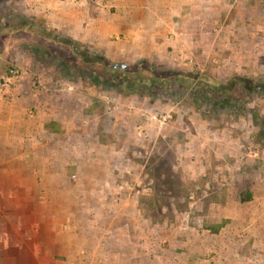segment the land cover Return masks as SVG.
<instances>
[{"label":"rangeland","instance_id":"obj_1","mask_svg":"<svg viewBox=\"0 0 264 264\" xmlns=\"http://www.w3.org/2000/svg\"><path fill=\"white\" fill-rule=\"evenodd\" d=\"M240 9L212 12L204 38L168 46L157 62L123 63L130 69L125 72L113 71L109 66L121 63L106 64L79 42L81 59L64 33H54L24 0H0V83L11 72L18 76L0 97L12 102L17 91V97L28 99L27 114L41 122L37 146H48L52 138L58 146L61 139L42 131L44 121L46 130L59 131L53 116H71L67 152L54 148L34 157L25 153L24 159L78 160V174L69 169L66 189L94 194L98 201L86 206L94 214L110 210L108 224L121 225L114 245L125 246L130 259L166 262L171 230L189 233L214 221L210 198L238 190L240 175L262 185L264 198V0L244 1ZM231 17L240 21L228 24ZM162 116L169 117L165 125ZM105 157L104 176L85 180L81 166ZM42 183L37 179L36 191H43ZM262 209L258 223L264 225V204ZM88 219L83 215L84 222ZM97 220L107 251V217ZM254 251L257 256L242 264H264V252Z\"/></svg>","mask_w":264,"mask_h":264},{"label":"crops","instance_id":"obj_2","mask_svg":"<svg viewBox=\"0 0 264 264\" xmlns=\"http://www.w3.org/2000/svg\"><path fill=\"white\" fill-rule=\"evenodd\" d=\"M244 1L248 0H24V4L30 12L42 14L50 28L90 46L106 60L135 64L144 59L157 62L174 43L204 38L212 12L229 15ZM238 19L231 17L228 24ZM14 95L12 102L0 97V264H94V260L95 264H152L140 261V255L130 259L125 246L116 249L113 237L121 225L108 224L109 209L99 208L94 214L86 207L87 202L98 201L94 194L66 189L69 169L78 174V160L24 159L25 153L34 157L36 152L50 153L54 148L67 152L71 116H53L60 124L57 132L46 130L44 121L42 131L61 139L58 146L52 143L55 138L48 146H37L34 136L36 131L40 133L41 122L27 114L28 99L17 97V91ZM108 162L106 157L88 159L81 166L86 170L85 180L93 182L104 176L102 170ZM51 168L57 172L51 173ZM241 176L238 190L234 187L210 198L214 221L190 228V234L171 230L168 264H242L257 256L254 249L264 252V225L258 223L263 187ZM37 179L43 182L42 192L36 191ZM83 215L88 216L87 222ZM104 216L110 233L107 251L101 248L103 231L97 220ZM130 221L126 222L134 226Z\"/></svg>","mask_w":264,"mask_h":264},{"label":"trees","instance_id":"obj_3","mask_svg":"<svg viewBox=\"0 0 264 264\" xmlns=\"http://www.w3.org/2000/svg\"><path fill=\"white\" fill-rule=\"evenodd\" d=\"M2 1V0H1ZM54 31V33H60V32H58V31H56V30H53ZM59 35H62V34H59ZM63 35H65V34H63ZM66 36V35H65ZM67 37V40H68V42H65V43H67L68 44V46L71 48V50L73 51V53L74 54H76L77 56H79L81 59H84V57H85V55H84V52H82L81 50H79L76 46L77 45H79L80 43L79 42H77V41H74L73 39H71V38H69L68 36H66ZM62 42V41H61ZM104 62L106 63V64H110L109 62H108V60H104ZM110 68H112V70L113 71H117V70H122V71H125V72H129L130 71V69L127 67V66H124V65H122V64H111L110 66H109ZM182 77L183 78H185V79H187L188 78V76L187 75H182ZM241 80H244V79H241ZM248 80V79H247ZM254 85H258V86H260L261 84H254ZM260 89H262V90H264V88L261 86V88ZM257 123V122H256ZM55 124H51V126H54ZM48 128H50V127H48ZM53 128V127H52ZM51 129V128H50ZM52 131L54 130L55 132H57L55 129H51Z\"/></svg>","mask_w":264,"mask_h":264},{"label":"built area","instance_id":"obj_4","mask_svg":"<svg viewBox=\"0 0 264 264\" xmlns=\"http://www.w3.org/2000/svg\"><path fill=\"white\" fill-rule=\"evenodd\" d=\"M12 73V76H10L6 81H5V83L4 84H1L0 83V91L3 89V88H9V86H10V84H13V82L15 81V80H17L18 79V76H17V74L15 73V72H11ZM161 123H162V125H165V124H167L168 122H169V117L168 116H162L161 117Z\"/></svg>","mask_w":264,"mask_h":264}]
</instances>
